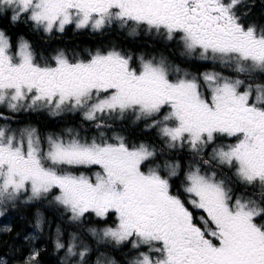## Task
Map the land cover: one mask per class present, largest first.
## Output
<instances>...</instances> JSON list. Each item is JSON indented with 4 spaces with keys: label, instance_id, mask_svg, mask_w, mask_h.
<instances>
[{
    "label": "snow or ice",
    "instance_id": "6c2138e0",
    "mask_svg": "<svg viewBox=\"0 0 264 264\" xmlns=\"http://www.w3.org/2000/svg\"><path fill=\"white\" fill-rule=\"evenodd\" d=\"M244 3L0 0V16L10 13L13 24L26 18L46 33L71 25L100 31L119 23L133 32L146 26L168 40L178 39L188 55L198 51L201 59H219L236 73L264 75V26L244 20L247 13L238 11ZM141 60L139 68L133 67L131 56L113 49L88 59H70L60 51L51 63H41L27 40L14 44L0 29V105L13 111L43 106L55 114L83 110L87 120L131 112L137 120L151 118L147 126L158 129L167 147L187 144L195 154L232 137L233 143L213 150L211 160L234 168L240 182L258 191L234 197L216 172L195 167L185 177L183 191L189 195L182 198L170 179L178 176V163L142 170L157 155L149 145L130 147L123 137L110 143L88 142L78 134L50 135L45 150L35 129L17 138L0 127V205L13 202L14 207L25 193H30L27 203L58 190L53 201L71 214V221H85L89 214L98 218L103 227L86 229L98 242L131 243L137 254L130 264H264V83L207 72L209 99L198 79L179 67L171 69L177 74L172 79L163 59ZM65 166H99L100 171L88 176ZM78 240L73 235L68 255L87 264L91 249ZM56 247H66L59 232ZM39 256L32 250L24 264H39ZM0 264L9 261L0 257Z\"/></svg>",
    "mask_w": 264,
    "mask_h": 264
},
{
    "label": "trees",
    "instance_id": "16d2710c",
    "mask_svg": "<svg viewBox=\"0 0 264 264\" xmlns=\"http://www.w3.org/2000/svg\"><path fill=\"white\" fill-rule=\"evenodd\" d=\"M262 4L264 5V0L252 1L250 3V11L254 13L259 12L258 7L260 8ZM208 67L206 68L204 65H191V67L187 69L193 70L199 74L203 70H208L210 68ZM212 69L222 72L229 71L225 66L219 64ZM236 74L246 82L259 83L264 81L263 75L258 73L251 75ZM40 120L43 130L49 128L47 126H52V129L57 128V130L60 131L61 126L72 125L76 130L80 129L84 133L92 134L96 131L97 124H101V128L106 129V131H120L130 143L139 140L150 142L155 149L160 152L159 155H164L180 164L178 176L172 179V183L174 188L179 191L182 198H186V193L182 189V184L188 164L194 160L201 163L202 161H210L207 165L223 175L226 181L232 184L237 192L252 193L258 191V188L254 189L251 186H245L240 183L223 166L211 161L205 153L195 154L193 151L187 149H170L154 130L147 131L141 124L133 125L128 119L114 121L98 119L86 121L83 119L82 115L76 113L72 116H60L56 121H47L43 117ZM87 129L90 131H85ZM159 161H161V158H153L147 162L157 165ZM14 203V207L13 203H11L6 209V212L13 214V221L10 227L12 231L4 233L0 237V257H6L9 264H19L29 255L31 249L24 239L33 229H38L40 236L37 242L40 252V256L38 257L39 264H79V257L69 256L67 252V246L72 243L73 235L79 238L77 241L78 243L82 242L91 249V252L86 257L87 264H95L94 262H96V259H100L108 254L116 256L118 259H121V261H125L126 256L123 258V254L120 253V251L114 250L112 245L108 242H98L97 237L92 236L86 231L88 227H103L97 217L89 214L86 215L85 221H71V214L53 201L52 193L32 202L24 203L18 200ZM112 219L113 218L110 217L108 222L111 223ZM37 221H40L39 227H37ZM58 232L59 239L66 245L63 249H57L56 247ZM79 250L78 248L77 251Z\"/></svg>",
    "mask_w": 264,
    "mask_h": 264
},
{
    "label": "flooded vegetation",
    "instance_id": "af4514ba",
    "mask_svg": "<svg viewBox=\"0 0 264 264\" xmlns=\"http://www.w3.org/2000/svg\"><path fill=\"white\" fill-rule=\"evenodd\" d=\"M252 1L254 0H245L244 4L238 6V11L240 13H247V15L244 16V20L246 22H253L260 26H264V5L262 4L260 8L258 7L259 12H251L250 3ZM10 15L11 14L9 13L8 15L0 16V29H3L11 37L14 44H18L21 39L27 40L32 46V50L37 62L51 63L52 58L60 51H63L70 59H88L97 51L105 53L109 50L115 49L125 55L131 56L132 66L136 68H139L140 64L142 63L141 58L145 60L150 58L158 62L161 59H167L169 62L173 63L175 67H179L180 69L190 68L191 65H204L206 68L208 66L210 68L208 67V70H203L202 73L207 71H215L226 73L228 75H237L236 72L234 73L231 71L232 67L230 65H224L214 61H201L196 58H190V56L185 53V50L178 39L168 40L162 32L157 33L155 30L148 31L146 26H139L137 27L136 31L133 32L130 26H121L119 23H113L100 31L93 30L92 28L76 29L74 25H71L68 26L64 32L53 31L52 33H46L43 30L35 29L31 23H26V18H22L21 22L13 24L9 18ZM218 64L225 66V68L229 71L222 72L213 70L212 68H215ZM187 70L198 74L193 70ZM259 83H264V81ZM76 113L82 115L81 111L55 114L45 110L30 109L28 107H24V109L18 111H13L7 108L5 105H0V124H7L10 127V130L15 131H22L23 129H35L41 139L42 146H45L48 136L58 135L63 133L65 128L74 127L72 125H63L59 131L57 128L52 129V126H47L49 128L43 130L40 119L43 117L47 121H56V119L60 116H72ZM128 118H130L129 121L133 125L141 124L143 128L146 127L144 120L133 122L134 118L132 113ZM83 119H85L84 116ZM85 120L93 121L87 119ZM114 120L122 119H113V121ZM100 130L105 131L108 133V135L113 132L122 135L120 131H106V129L101 127H96L95 132L100 133ZM85 131L90 130L87 129ZM82 133L84 132L82 131ZM148 143L151 145L150 142ZM3 206L7 207L9 205L4 204ZM4 233H2L0 237ZM108 243L112 245L114 250L120 251V253L123 254V258L126 256L125 261H121V259H118L116 256H111L109 254L100 259H96V261L112 260L115 262V264H130L137 254V251L132 249L131 243L119 246L110 242ZM94 263L96 264V262Z\"/></svg>",
    "mask_w": 264,
    "mask_h": 264
},
{
    "label": "rangeland",
    "instance_id": "374dc122",
    "mask_svg": "<svg viewBox=\"0 0 264 264\" xmlns=\"http://www.w3.org/2000/svg\"><path fill=\"white\" fill-rule=\"evenodd\" d=\"M190 56V58H196V59H198V60H201V61H214V62H218V63H221V64H224V65H226L224 62H222L221 60H219V59H216V60H212V59H208V60H204V59H201L200 57H199V52L197 51L196 53H193V54H191V55H189ZM150 59V58H149ZM154 60V59H153ZM155 62H158V61H156V60H154ZM164 61H165V63H166V65L169 67V69H170V78H172V79H175L176 78V73H174V72H172L171 71V69L172 68H174L175 67V65L173 64V63H171V62H169L167 59H164ZM171 65H170V64ZM182 70V73L183 72H187L188 74H189V76L190 77H196L197 79H198V82L201 84V91H202V93L205 95V97L206 98H209L210 99V96H211V93H210V89H209V87L207 86V84H206V82L203 80V74L204 73H207V72H215V71H207V72H201L200 74H195V73H193L192 71H189V70H187V69H181ZM231 71L232 72H234L235 73V70H234V68L232 67L231 68ZM215 73H217V74H219V75H221V76H223V77H226V78H239V79H242L241 77H239L238 75H228V74H226V73H220V72H215ZM244 80V79H243ZM21 109H24V108H21ZM20 109V110H21ZM30 109H39V110H45V111H48V112H51V113H54L52 110H50L49 108H47V107H43V106H40V107H36V108H30ZM76 111H81L82 112V115L84 116V113H83V110H76ZM66 112H75V111H63V112H61V113H66ZM60 114V113H59ZM131 114V112H129V113H126L124 116H123V118H120V117H117V116H111V117H109V116H103V117H101L100 119H103V120H113V119H126V118H128L129 117V115ZM132 115H133V118H134V120H133V122H138V121H143L144 120V123H145V125H146V127H145V129L147 130V131H151V130H154V132L164 141V143H165V145L167 146V144H166V142H165V140H164V138H162L160 135H159V132H158V129H156V128H150V127H148L147 125L148 124H150L151 123V118H145V119H141V120H137L136 118H135V115L132 113ZM85 118V117H84ZM128 120H130V118H128ZM0 127H4V128H6L8 131H9V134H15L16 136H17V138H19L20 137V135L22 134V133H24L25 132V130H28V129H23L22 131L21 130H19V131H15V130H10V127L7 125V124H0ZM71 130V131H70ZM76 134H78L79 135V138H81V139H83V140H86V141H88V142H91V140H93V139H96L97 140V142H100L102 139L103 140H106L107 142H110V143H115L116 142V137H123L124 138V140H125V142L127 143V144H129V146L131 147V146H139L140 144H146V145H149L151 148H153V149H155V147L151 144H149L148 142H146V141H136V142H128V140L126 139V137L124 136V135H120L119 133H111L110 135H108V133H106L105 131H103V130H100V133H98V132H95V133H92V134H86V133H82V131H80V130H76L75 128H71V127H68V128H65L64 129V131H63V133H60V134H58V135H55V136H61V137H63V138H65V139H68V138H71V136H74V135H76ZM51 136H54V135H51ZM54 136V137H55ZM234 142V138H232V137H221L219 140H217L215 143H213L211 146H209V147H206L201 153H205L207 156H208V158L211 160V157H212V153H213V150L218 146V145H226V144H230V143H233ZM42 145V144H41ZM45 150L47 149V140H46V145L45 146H42ZM169 148V147H168ZM170 149H187V150H189V151H192L191 149H190V147H188V145L187 144H185L183 147H176V148H170ZM155 151L157 152V155L155 156V157H153V158H161V161H159L158 162V164L156 165V164H153V163H148L147 161L145 162V164L142 166V170H144V171H147L149 168H152V167H156V166H158V165H160V166H162L163 164H164V162L165 161H167V162H169V163H177L175 160H172V159H169V158H167V157H165L164 155L162 156V155H159L160 154V152H158L157 151V149H155ZM153 158H151V159H153ZM211 161H214V160H211ZM214 162H216V161H214ZM217 164H219L218 162H216ZM179 165V167H178V169H177V172H179V168H180V164H178ZM219 165H221V166H223L227 171H229V173L234 177V178H236L237 180H238V178L236 177V175H235V169L234 168H231V167H229V166H227V165H223V164H219ZM195 167H200L201 168V171L203 172V173H211V172H216V179L217 180H225L226 181V178L223 176V175H221L220 173H218L216 170H214V169H212V168H210L209 167V165H207V164H202L201 162H198V161H193V162H190L189 164H188V168H187V171H186V174H185V177H186V175H187V173L190 171V170H192L193 168H195ZM64 170H66V171H71V172H73L74 174H84V175H88V176H94V173L95 172H97V171H100V168H99V166H91V167H83V166H81V167H67V166H65V168H64ZM166 172H167V170L166 169H163L162 170V174H165L166 175ZM174 177H171L170 179H171V183H172V179H173ZM239 181V180H238ZM240 182V181H239ZM226 183L228 184V186L229 187H231L232 188V191H233V196L235 197V196H239V195H241V194H243L242 192H237V191H235V189H234V187H233V185L232 184H230L228 181H226ZM240 183H242V182H240ZM243 184V183H242ZM184 186H185V178H184V182H183V184H182V189L184 188ZM258 188V187H257ZM52 194H53V197L55 196V195H58L59 193H58V190H53V192H52ZM28 195H30V193H25V194H23L22 196H21V198L19 199L20 201H22V202H24L26 199H27V196ZM188 195L189 194H187L186 193V197H188ZM42 198V197H41ZM34 201V200H33ZM16 202V201H15ZM30 202H32V201H30ZM11 203H13V202H8V203H6L7 205H9V204H11ZM6 208L7 207H5V206H3V205H0V210H3L4 211V215L3 216H0V229H3L4 227H11V224H12V221H13V214H10V213H8V212H6ZM198 214H200V215H202L203 213L202 212H198ZM2 233H4V232H2V231H0V235L2 234ZM26 237H34V239H24L27 243H28V245H29V247H30V249H31V251L32 250H39V246H38V244H37V242H38V240H39V231H38V229H33L31 232H29L27 235H26ZM141 250H144V249H141ZM29 256V255H28ZM28 256L27 257H25L24 258V260H23V262H21V263H19V264H24V261L28 258ZM4 259H6V260H8L6 257H3ZM79 259V258H78ZM104 261H106V260H104Z\"/></svg>",
    "mask_w": 264,
    "mask_h": 264
}]
</instances>
